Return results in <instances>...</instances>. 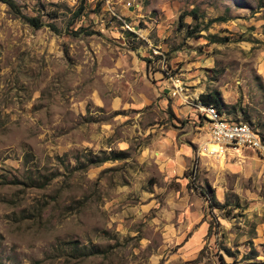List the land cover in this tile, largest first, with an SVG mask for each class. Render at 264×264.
<instances>
[{"label": "rangeland", "instance_id": "rangeland-1", "mask_svg": "<svg viewBox=\"0 0 264 264\" xmlns=\"http://www.w3.org/2000/svg\"><path fill=\"white\" fill-rule=\"evenodd\" d=\"M15 1L0 264H264V155L203 152L201 108L264 138V0Z\"/></svg>", "mask_w": 264, "mask_h": 264}, {"label": "built area", "instance_id": "built-area-1", "mask_svg": "<svg viewBox=\"0 0 264 264\" xmlns=\"http://www.w3.org/2000/svg\"><path fill=\"white\" fill-rule=\"evenodd\" d=\"M205 115L209 139L216 145L210 148L207 143L202 146V151L211 154L223 155L227 148L248 147L264 155V138L257 136L248 123H232L231 119H220L219 113L211 105H201Z\"/></svg>", "mask_w": 264, "mask_h": 264}, {"label": "trees", "instance_id": "trees-1", "mask_svg": "<svg viewBox=\"0 0 264 264\" xmlns=\"http://www.w3.org/2000/svg\"><path fill=\"white\" fill-rule=\"evenodd\" d=\"M1 1L5 2L14 13L22 16L31 25L39 27V26L45 24L37 16L24 14L20 9L19 4L15 0H1ZM81 7L82 6L79 7L78 11L81 9ZM46 25H49L53 29L55 28L53 23H47ZM83 31H85L86 33H89V30H87L86 28H83V27L79 28L78 30H72V33L76 35V34H79L80 32H83ZM202 103L207 104V105L214 104L217 106L218 110H220L219 105L216 102H214L213 100H211V101L210 100H203Z\"/></svg>", "mask_w": 264, "mask_h": 264}, {"label": "bare ground", "instance_id": "bare-ground-1", "mask_svg": "<svg viewBox=\"0 0 264 264\" xmlns=\"http://www.w3.org/2000/svg\"><path fill=\"white\" fill-rule=\"evenodd\" d=\"M204 105H205V104H204ZM209 105H211V108H215V109H216V112L219 113V118H220V119H224V118L222 117V115L220 114L218 108H217L214 104H209ZM232 123H236V122H232ZM257 136H258V132H257ZM215 146H216V145H215L213 142H209V147H210V148H214Z\"/></svg>", "mask_w": 264, "mask_h": 264}]
</instances>
